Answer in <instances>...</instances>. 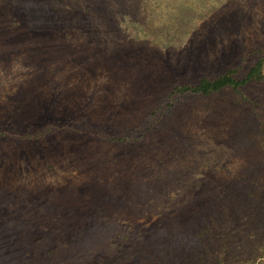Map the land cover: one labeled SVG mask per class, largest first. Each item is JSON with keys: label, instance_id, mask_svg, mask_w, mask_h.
<instances>
[{"label": "rangeland", "instance_id": "1", "mask_svg": "<svg viewBox=\"0 0 264 264\" xmlns=\"http://www.w3.org/2000/svg\"><path fill=\"white\" fill-rule=\"evenodd\" d=\"M261 60L264 0H0V264H264V64L169 94Z\"/></svg>", "mask_w": 264, "mask_h": 264}, {"label": "trees", "instance_id": "2", "mask_svg": "<svg viewBox=\"0 0 264 264\" xmlns=\"http://www.w3.org/2000/svg\"><path fill=\"white\" fill-rule=\"evenodd\" d=\"M264 60L258 61L245 76L239 79V72L241 67L228 70L225 74L216 79L202 78L196 84H185L175 87L171 90L170 97L175 96H210L216 94L225 88H230L236 92L237 89L245 87L250 82H256L262 79V67ZM155 111L152 112L151 117H155ZM105 135L104 137H106Z\"/></svg>", "mask_w": 264, "mask_h": 264}]
</instances>
